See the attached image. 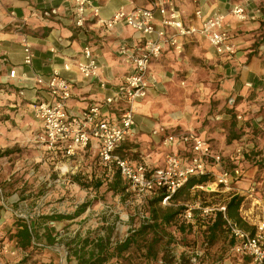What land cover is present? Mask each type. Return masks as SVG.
Listing matches in <instances>:
<instances>
[{"label": "crops", "instance_id": "0c3cea01", "mask_svg": "<svg viewBox=\"0 0 264 264\" xmlns=\"http://www.w3.org/2000/svg\"><path fill=\"white\" fill-rule=\"evenodd\" d=\"M174 3L184 23H189L198 9L204 17L224 14L225 27L236 50L232 55H219L207 40L191 35L184 39L182 53L166 47L153 58L146 75L147 94L135 103L134 131L119 151L133 166L144 162L150 169L161 167L168 150L181 155L187 164L192 153L190 146L180 141L165 146L162 140L191 132L222 155L225 168L241 170V177L233 183V193L244 190L241 185L247 184L245 190L254 187L260 198L261 186L243 171L239 164L243 158L233 156L232 149L244 146L251 151L257 143L264 145V0ZM239 3L249 15L246 21H238L229 13ZM98 5L101 16L107 18L121 7H148L149 0H98ZM154 24L161 26L158 14ZM22 34H26L33 50L30 66L23 62ZM144 39V35L122 22L110 31L91 21L76 28L71 0H0V232H16L14 221L33 223L28 220L29 205L18 193L29 192L31 178L42 183L46 166L53 159L32 108L36 102H50L51 97L35 84L34 74H59L68 80L71 97L67 111L76 120L82 111L97 106L102 119L117 123L125 106L120 93L124 77L133 71L130 53ZM85 46L91 48L100 66L99 78L104 87L98 80L82 77L75 68V63L83 59ZM121 47L127 48L128 53L120 54ZM67 63L71 68L65 70ZM12 69L16 70V77L8 80ZM107 97L113 101L107 104ZM16 146L27 148L12 154ZM3 147L8 148L7 152H3ZM97 148V140L92 139L80 153L97 157ZM206 169L218 172L210 161ZM244 178L248 179L241 184ZM7 190L11 195L4 196L3 191ZM244 205L241 216L248 223L256 224L264 217V200L256 203L251 199ZM14 259L1 257L2 264L16 263L18 258L16 262Z\"/></svg>", "mask_w": 264, "mask_h": 264}, {"label": "built area", "instance_id": "2783aa9c", "mask_svg": "<svg viewBox=\"0 0 264 264\" xmlns=\"http://www.w3.org/2000/svg\"><path fill=\"white\" fill-rule=\"evenodd\" d=\"M73 7L74 24L76 28H83L88 22L112 30L118 23H124L134 31L145 36V39L136 46L135 52L130 53L133 71L124 77L120 93L124 96L125 106L117 123L108 122L101 118L97 106L89 107L82 111L79 119L73 118L67 111V103L71 97V88L67 79L59 74L43 76L34 74V82L37 86L45 89L50 97V102L40 101L33 104L35 117L40 120L46 150L59 155L65 162L77 156L81 150L86 149L91 140L98 142L97 158L108 173L117 169L129 184L128 190L145 198H153L159 191L167 193L161 200V204L172 205L171 197L175 194L191 176H200L209 173L212 181L196 185L192 191L208 193L233 192V183L241 177L239 168L227 169L223 164L221 154L216 153L209 143L191 132L169 135L163 138L165 146H171L180 141L190 146L191 156L186 164L181 155L168 150L165 155L163 166L150 169L144 162L133 166L131 162L120 153L122 144L133 133L135 124L136 101L144 98L147 94L148 84L146 75L149 64L153 58L158 57L166 47L173 48L177 53L183 51V41L187 36L198 35L214 48L219 55L234 54L236 48L228 30L225 27V15L216 13L208 17L198 9L194 12L189 23H184L180 12L176 8L174 0H149L148 7L136 6L130 10L119 8L112 16H101L98 0H71ZM229 13L238 21H246L249 15L243 4H234ZM160 16V27H156L154 20ZM36 15V13H32ZM21 46L23 62L30 66L33 62V50L26 34H22ZM120 54L128 53V49L121 47ZM82 60L75 63L79 74L86 79H94L100 82L102 87L105 83L100 80V66L90 47L85 46L82 52ZM71 68V64L64 65V69ZM16 77V70H10L7 78L12 80ZM106 103H111L113 98L107 97ZM246 148H235L234 156L242 158ZM210 161L217 166L218 172L210 173L206 169ZM61 163L57 169L61 174L69 171L66 163ZM255 192V188L248 190ZM185 210L182 218L186 223L200 219L205 222L212 221L218 212L222 213L224 228L229 240L233 241L230 253L247 258L250 264H264V217H260L256 224H250L253 230L240 227L235 221L226 215L225 204H206L199 200L184 203ZM242 212V208L240 209ZM242 214V213H241ZM245 221L246 218L242 216ZM148 215H142L141 221L145 222ZM248 222V221H247ZM0 233V264L1 257H16L21 251L16 239L8 240ZM202 251L195 250L194 258L202 255Z\"/></svg>", "mask_w": 264, "mask_h": 264}, {"label": "rangeland", "instance_id": "374dc122", "mask_svg": "<svg viewBox=\"0 0 264 264\" xmlns=\"http://www.w3.org/2000/svg\"><path fill=\"white\" fill-rule=\"evenodd\" d=\"M253 133L256 134L257 132L254 131ZM257 144L254 147L261 150L260 155L251 152L248 157H242L243 159L239 161V164L243 171L248 173V177L261 186V199L255 195V192L250 193L248 191L250 188L245 190L247 184H241L246 183L248 178H244L240 184L244 190L236 193L217 192V194L191 191L190 195L185 200L181 199L180 202L199 200L206 204H224L230 195L238 194L244 198L241 207L243 209L245 208L244 204L251 199L256 203L264 200V161H262L264 160V151H262L264 145ZM16 148L10 149L12 154L21 152L22 149L25 151L27 147L16 146ZM3 149L5 153L8 148L3 147ZM232 151L234 156L235 149ZM249 152L246 149L245 153L248 154ZM50 157L53 159H50L46 166L45 180L42 183H36L38 182L37 178H31L29 183L26 182L31 186L30 189L27 188L29 192L18 193L20 199L29 205L28 220L36 225L37 232L34 242L44 247H35L25 253L19 252L14 259L16 262L18 258V261L11 264H77L73 255L74 252L85 253L93 247L92 241L96 239L109 240L111 245L121 242L142 223L141 216L143 214L149 215L147 207L149 198L130 191L120 190L115 193L108 189L111 173H108L100 165L97 157L82 156V153H79L66 162L59 155L52 154ZM64 162L68 165L69 171L66 174H61L57 166ZM259 162L262 166H259ZM250 172H252L251 175ZM96 181L101 182L98 188L95 185ZM239 183L240 181L237 182V184ZM3 195L9 196L11 194L7 190L3 191ZM84 204L86 205L84 212L73 219L60 221L46 219L47 216L55 214L71 215ZM19 222V220L18 222L14 221L13 225L16 226ZM207 223L209 222L198 219L192 232L186 229L184 232H180L177 224H171L164 228L163 232L149 235L158 236V241L155 242L154 247L156 256L147 255L145 246H133L122 257L111 259L105 264H145L146 262L151 264H195L196 260H193L194 251L203 252ZM46 227L49 228V232L46 231ZM43 228L45 229L44 232H42ZM0 233L8 240L16 239L10 236L8 231H1ZM216 236L209 247L210 251L216 255L226 254L224 264H241L230 253L226 229L221 228ZM170 237L173 239L169 241ZM82 240L88 241L85 251L80 249ZM19 249L23 251L20 246Z\"/></svg>", "mask_w": 264, "mask_h": 264}, {"label": "trees", "instance_id": "16d2710c", "mask_svg": "<svg viewBox=\"0 0 264 264\" xmlns=\"http://www.w3.org/2000/svg\"><path fill=\"white\" fill-rule=\"evenodd\" d=\"M261 150L255 149V147L248 153H244L243 157H248L249 154L258 153L260 155ZM264 151V150H262ZM259 160V159H258ZM261 161V159L259 160ZM264 161V160H262ZM259 166H262L259 162ZM212 181V176L207 173L205 175L200 176H191L188 181L181 187L175 194L171 197L172 205L162 206L161 200L167 194L164 191H159L158 194L154 195L153 198L149 199L147 202V207L149 210V218L139 224V226L134 229V231L126 237L121 242H116L114 245H111L109 240L106 239H96L92 241L93 247L86 251L83 254H79L78 252H74L73 255L77 260V264H105L111 259L120 258L129 251L133 246L135 247H146L147 255L154 257L156 256V250H154L155 242L158 241V236H149L150 234H158V232H163L164 228L171 224H177L180 228V232H184L186 230L193 231L195 224L198 222L196 219L194 222L186 223L182 214L185 210L184 201L180 202V200H185L191 193L192 188L196 185L205 184L207 182ZM96 187L98 188L101 185L100 181L95 182ZM129 184L122 179L119 171L117 169H113L111 173V179L108 184V189L113 192L118 191H126L128 190ZM131 192V191H130ZM244 198L238 194H232L225 201L226 215L235 221L240 227L244 229L253 230L254 227L250 225L244 218L241 216L240 209L242 207ZM86 205H81L73 214L71 215H61L55 214L47 216L46 219L49 221H60L73 219L74 217L79 216L85 210ZM200 225V224H199ZM36 225L34 223L28 224L25 222H19L16 224V232L10 233V236L16 238L18 245L23 251H28L32 248H37L35 240V232L34 229ZM223 228L224 229V220L221 212H218L216 217L207 223L206 225V240L204 242L203 253L200 256L196 257L195 264H224L226 260V254L216 255L215 253L210 251L211 243L216 239L217 232ZM46 231L49 232V228L46 227ZM50 236V235H48ZM50 238V237H49ZM52 240V238H50ZM151 239V240H150ZM173 238H169V241ZM229 245L233 244L232 240H229ZM88 241L82 240V244L80 249L85 251V247L87 246ZM241 264H250L249 260L244 257H240L237 255H233ZM131 264V263H129ZM145 264H151L146 262Z\"/></svg>", "mask_w": 264, "mask_h": 264}]
</instances>
